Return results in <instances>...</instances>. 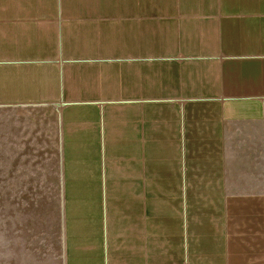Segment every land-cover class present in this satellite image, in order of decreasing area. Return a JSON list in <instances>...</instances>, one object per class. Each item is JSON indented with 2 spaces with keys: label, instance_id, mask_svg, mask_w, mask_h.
Wrapping results in <instances>:
<instances>
[{
  "label": "crops",
  "instance_id": "0c3cea01",
  "mask_svg": "<svg viewBox=\"0 0 264 264\" xmlns=\"http://www.w3.org/2000/svg\"><path fill=\"white\" fill-rule=\"evenodd\" d=\"M3 107L63 264H264V0H0Z\"/></svg>",
  "mask_w": 264,
  "mask_h": 264
},
{
  "label": "rangeland",
  "instance_id": "374dc122",
  "mask_svg": "<svg viewBox=\"0 0 264 264\" xmlns=\"http://www.w3.org/2000/svg\"><path fill=\"white\" fill-rule=\"evenodd\" d=\"M28 111L0 108V264H63L57 139L17 142Z\"/></svg>",
  "mask_w": 264,
  "mask_h": 264
}]
</instances>
